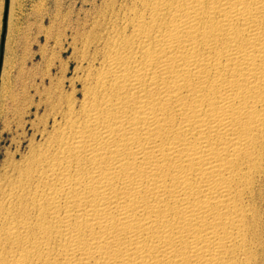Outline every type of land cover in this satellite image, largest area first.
<instances>
[{
    "label": "bare ground",
    "instance_id": "bare-ground-1",
    "mask_svg": "<svg viewBox=\"0 0 264 264\" xmlns=\"http://www.w3.org/2000/svg\"><path fill=\"white\" fill-rule=\"evenodd\" d=\"M102 5L0 165V264H264V0Z\"/></svg>",
    "mask_w": 264,
    "mask_h": 264
},
{
    "label": "rangeland",
    "instance_id": "rangeland-1",
    "mask_svg": "<svg viewBox=\"0 0 264 264\" xmlns=\"http://www.w3.org/2000/svg\"><path fill=\"white\" fill-rule=\"evenodd\" d=\"M101 2L0 0V165L18 158L19 145L28 149L33 133L48 126L50 105L70 91Z\"/></svg>",
    "mask_w": 264,
    "mask_h": 264
}]
</instances>
